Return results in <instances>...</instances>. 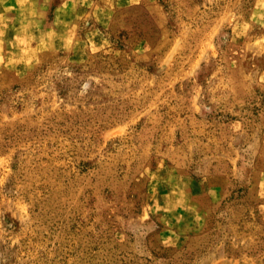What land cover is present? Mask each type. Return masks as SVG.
Listing matches in <instances>:
<instances>
[{"label":"rangeland","instance_id":"rangeland-1","mask_svg":"<svg viewBox=\"0 0 264 264\" xmlns=\"http://www.w3.org/2000/svg\"><path fill=\"white\" fill-rule=\"evenodd\" d=\"M0 264H264V0H0Z\"/></svg>","mask_w":264,"mask_h":264}]
</instances>
